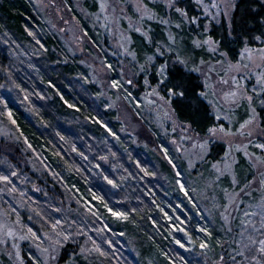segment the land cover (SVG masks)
Masks as SVG:
<instances>
[{"label":"rangeland","instance_id":"374dc122","mask_svg":"<svg viewBox=\"0 0 264 264\" xmlns=\"http://www.w3.org/2000/svg\"><path fill=\"white\" fill-rule=\"evenodd\" d=\"M31 1L41 17V23L31 31L36 40L26 42L7 29L0 34L7 51L14 57L13 65L25 64L23 56L38 51L37 34L41 37L49 33L56 35L66 55L77 57L82 69L79 77L84 83L97 87L96 103L102 104L114 118L111 120L106 115L104 119L95 117V121L99 125L101 122L104 130L112 134L109 139L118 143L119 150L129 153L125 165L130 167L129 156L133 155V150H143L155 165L157 174L153 177L164 184L161 193L165 199L157 198L156 218L164 226L165 237L160 238L161 235L158 237L153 232L158 242L153 249L147 247L146 241L142 243L130 234L129 226L118 225L128 219V211L121 208L109 211L82 190L77 192L85 204L80 199L79 204L74 203L64 191L63 202L53 207L55 215L51 221L54 228L59 224L65 226L64 238L58 231L57 236L46 232L37 234L34 226L40 227L41 219H50L47 202L59 198L62 192L57 194L52 190L51 195L44 188H37L32 191L39 196L38 200L33 196L29 197L31 201L25 200L22 195L17 199L18 207L7 197L6 201L0 191V264H256L252 256L264 258V254L258 252L259 245L248 240L249 234L257 240L264 239L261 227L264 216L252 215L264 211V148L260 147L264 144L261 116L264 111L261 102L264 100V55L261 53L264 37L257 45L247 46V52L244 48L238 61H231L207 35L211 23L230 24L237 0H193L199 10L195 19L176 10L179 0ZM201 20L205 30L201 28ZM190 26L194 30L189 29ZM170 58L179 63L186 61V65L181 64L201 77L204 85L201 97L211 106L216 120L211 129L215 131L209 129L205 136L196 135L188 124L177 118L171 96L168 98L161 87L166 78L161 83L160 66H167ZM196 68L199 71H195ZM153 72L159 78L156 86L151 80ZM5 92L0 88V94ZM19 96L17 101L22 103L23 96ZM248 96L252 97L251 101ZM32 108L25 107L29 117L33 116ZM14 125L10 116L0 114V140L20 143ZM73 126L81 128L85 124L77 119ZM93 130L91 128L94 133ZM145 134L151 137L149 143L137 138L142 139ZM107 141L105 147L111 154ZM215 142L224 143L226 150L219 160L211 161L208 155ZM25 155L22 170L10 171V175L17 183H12V190L30 193L31 178L23 169L29 166L38 174H50L51 170L44 162L39 165L44 160L40 150ZM125 165L122 160L123 168L130 172L126 178L119 172L120 165H113L108 179L132 190L136 187L132 183L142 182L141 176L136 165H132L133 171ZM59 171L68 178L64 167L60 166ZM34 203L43 204L37 210L38 217L34 211L20 208L34 210ZM116 212L126 215H114ZM25 216L28 222L23 220ZM247 220L260 231L246 224ZM160 224L154 222L159 230ZM70 241L76 247L71 248V258L65 260L63 248ZM116 242L124 254H113ZM169 244L188 249L195 256L178 257L168 249ZM86 251L92 257L80 255ZM241 252L248 259H244Z\"/></svg>","mask_w":264,"mask_h":264},{"label":"trees","instance_id":"16d2710c","mask_svg":"<svg viewBox=\"0 0 264 264\" xmlns=\"http://www.w3.org/2000/svg\"><path fill=\"white\" fill-rule=\"evenodd\" d=\"M176 5L177 8L186 11L187 18L198 17L199 10L193 0H179ZM202 22L201 20V28L205 30ZM40 23L41 17L31 0H0V34L7 29L17 38L31 43L35 39L31 31L36 30V25ZM189 29L194 30L192 27ZM207 35L218 44L220 51L225 52L231 61H238L246 46H255L259 41L256 37L260 39L264 37V0H237L230 24L225 21L220 24L211 23ZM37 41L40 43L38 51L34 54L27 52L23 56L25 64L15 66L13 65L14 57L10 55L11 51L10 53L7 51L9 49L8 47L6 49L3 36L0 35V88L3 87L6 90L5 93L0 94V114H4L5 117L10 116V120L15 124L20 143L24 141L21 144H10L0 140V175L9 177L7 181L0 180L1 195H4V198L7 197L10 203L17 205V199L22 195L25 200L31 201L29 197L32 196L37 199L39 196L32 191L37 188L42 190L44 188L51 195H53L52 190H55L57 194L62 192L59 198L53 196L55 199L47 202L50 219H41L40 227L30 224L34 226L33 229H36L37 234L46 232L57 236L55 232L58 231L59 236L64 238L65 226L59 224L54 228L51 221L55 215L53 207L63 202L61 200L64 199V191L68 192L74 203L79 204L78 199L81 201V198L78 192L82 190L92 200L94 199L96 204L107 210L111 209L114 212L121 208L128 211V219L118 225L129 226L131 235H135V238L137 236L142 243L146 241L147 247L150 246L153 249L156 241L158 242L153 232L156 236L161 235L160 238L165 237L162 234L164 226L156 218L157 198H165L161 193L164 184L153 177L157 174L154 169L155 165L146 158L142 153L143 150H133V155L129 156L130 167L125 165L126 154L129 155V153L119 150L117 146L121 147L118 143L109 139L112 134L104 130L101 122L99 125L95 121V117L104 119L106 115H109L111 120L114 118L108 109H103L102 104L96 103L98 101L96 97L99 94L97 87L84 83L79 77L82 69L77 62V57L66 55L56 35L49 33L41 37L37 34ZM143 41L146 43L144 39ZM189 49L192 52L194 50L192 45ZM197 53L200 52L197 51ZM171 58L167 61V77L161 87L167 97L171 96V105L179 121L188 124L194 134L205 136L207 131L216 125V120L211 106L201 97L204 90L201 77L186 69L181 63L172 61ZM151 78L154 86L159 84V78L154 72ZM177 84L182 87L177 89V94H170L169 88ZM179 91H184V95L180 96ZM18 94L23 96L22 103L17 101V98L20 100ZM26 106L34 107L32 108L33 116L27 115L29 113L25 110ZM261 116L264 120V111H261ZM77 119L83 121L85 126L81 128L73 126ZM91 128L94 129L95 134L91 132ZM100 128L103 129L104 135ZM137 138L149 143L151 137L145 134L142 139L139 136ZM107 140L110 142L111 154L105 147ZM152 140L154 141V137ZM97 146L100 148L96 149ZM37 149L42 152L44 158L39 165L42 162L47 164L51 170L50 174L32 172L27 166L23 170L31 178L28 182L30 193L12 190V183L14 185L17 183L12 179L10 171L20 172L25 154L30 152L32 154ZM225 150L224 143H212L208 158L211 161L219 160ZM122 160L129 170L131 168L133 171L132 165H136L138 175L141 176L139 180L142 182L137 184L131 182L132 186H136L132 190L130 187H122L119 180L117 181L120 183L114 184L108 179V176L112 174L113 165L114 167L120 165L119 172L124 173L125 178L130 174L123 168ZM60 166L68 172V178L65 179L60 173ZM44 171L47 172L48 168L46 167ZM3 190L5 192H2ZM135 193H137L136 196ZM5 200L7 201L6 198ZM81 203L85 204L83 201ZM34 205V210L27 209L25 206L20 208H25L32 213L34 211L33 214L37 216V210L43 204L34 203ZM24 219L28 222L27 216ZM36 222H38L37 219ZM110 222L113 223L111 220ZM154 222L161 225L160 230ZM116 244L118 243L113 245ZM75 247L73 242H68L63 248L62 257L65 260L71 258V248ZM167 247L171 249L172 254L184 259H191L193 255L195 256L194 252L174 244H169ZM74 252L77 254L78 251ZM112 252L115 255L119 252L124 254L125 251L116 245ZM80 255L92 257L87 251ZM118 264H123V262Z\"/></svg>","mask_w":264,"mask_h":264},{"label":"snow or ice","instance_id":"6c2138e0","mask_svg":"<svg viewBox=\"0 0 264 264\" xmlns=\"http://www.w3.org/2000/svg\"><path fill=\"white\" fill-rule=\"evenodd\" d=\"M169 6L171 7L172 5L170 4ZM176 10L179 11V12H181L182 15H186V11H185L184 9H182V8H177ZM193 19H195V18H193ZM256 39H260V37H256ZM157 51H159V49H157ZM247 51H248V49H247V46H246V47H245V52H247ZM261 53H262V55H264V49H261ZM178 59H179V57H178ZM249 59H251V57H249ZM180 62L186 65V61H184V60H180ZM221 62H222V61H221ZM244 66L247 67V65H244ZM166 68H167V66H166L165 64H162V65L160 66V74H161V77H162L161 83H163L164 78L167 77V71H166ZM194 70H195V71H199V68H196V69H194ZM224 82L227 83V81H224ZM129 83H131V81H129ZM181 87H182V86L179 85V84L174 85L173 87L169 88V93L172 94V95H175V94H177V89H178V88H181ZM178 94H179L180 96H183V95H184V91H179ZM201 95H203V93H201ZM231 95H232V96H235V93H231ZM247 99H248L249 101H251V100H252V97H251V96H248ZM261 102L264 103V100H262ZM217 119H219V117H217ZM246 123H248V121H246ZM221 127H222V126H221ZM243 127H244V125H241V128H243ZM210 131H215V129H210ZM113 134H114V133H113ZM260 147H261V148H264V144H261ZM13 175H14V173H13ZM8 179H9L8 176L0 175V180H5V181H7ZM181 187H183V185H181ZM109 211H112V210L109 209ZM114 215L125 216L126 214H124V213H120V212H116V213H114ZM248 215H249V213L246 212V213H245V216H248ZM252 215H262V216H264V211H262V212H260V213H253ZM245 223H246V224H252V227H253V229H254L255 231H260V229L255 228V224H253L251 220H247V221H245ZM261 227L264 228V220L261 221ZM10 234H11V232H9V235H10ZM248 240H249V242H250L251 244H258V245H259V247H258V252L261 253V254H264V239H259V240H257V239H255L251 234H249V236H248ZM179 242H180V241H177V243H179ZM202 246H204V245H202ZM244 247L247 248L248 245H244ZM240 255H241L242 257H244V259H248V257L245 256L243 252H241ZM233 259H235V258H233ZM252 259H253V260H256V264H264V258H258L257 256L254 255V256H252Z\"/></svg>","mask_w":264,"mask_h":264}]
</instances>
